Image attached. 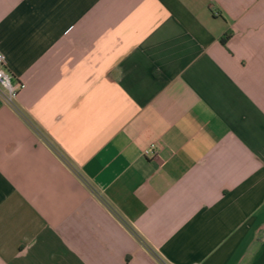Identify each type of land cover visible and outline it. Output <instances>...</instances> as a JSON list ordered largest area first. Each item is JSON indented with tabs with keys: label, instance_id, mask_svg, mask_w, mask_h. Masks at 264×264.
Listing matches in <instances>:
<instances>
[{
	"label": "crops",
	"instance_id": "0c3cea01",
	"mask_svg": "<svg viewBox=\"0 0 264 264\" xmlns=\"http://www.w3.org/2000/svg\"><path fill=\"white\" fill-rule=\"evenodd\" d=\"M0 52V264H264V0H0Z\"/></svg>",
	"mask_w": 264,
	"mask_h": 264
},
{
	"label": "built area",
	"instance_id": "2783aa9c",
	"mask_svg": "<svg viewBox=\"0 0 264 264\" xmlns=\"http://www.w3.org/2000/svg\"><path fill=\"white\" fill-rule=\"evenodd\" d=\"M5 55L0 52V106H8L13 111H17V96L25 87V84L17 79H14L9 72ZM154 145L143 150L144 155L153 153ZM161 264H166L160 257L155 255Z\"/></svg>",
	"mask_w": 264,
	"mask_h": 264
},
{
	"label": "trees",
	"instance_id": "16d2710c",
	"mask_svg": "<svg viewBox=\"0 0 264 264\" xmlns=\"http://www.w3.org/2000/svg\"><path fill=\"white\" fill-rule=\"evenodd\" d=\"M229 37V34H226L224 38H222V43L225 44V40Z\"/></svg>",
	"mask_w": 264,
	"mask_h": 264
}]
</instances>
